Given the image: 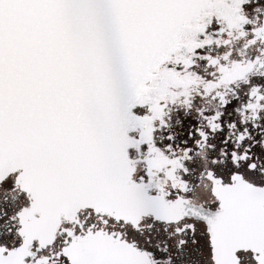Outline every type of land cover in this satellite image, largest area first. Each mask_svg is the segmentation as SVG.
Listing matches in <instances>:
<instances>
[{"label":"snow or ice","instance_id":"snow-or-ice-1","mask_svg":"<svg viewBox=\"0 0 264 264\" xmlns=\"http://www.w3.org/2000/svg\"><path fill=\"white\" fill-rule=\"evenodd\" d=\"M0 264H264V0H0Z\"/></svg>","mask_w":264,"mask_h":264}]
</instances>
